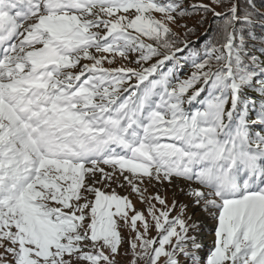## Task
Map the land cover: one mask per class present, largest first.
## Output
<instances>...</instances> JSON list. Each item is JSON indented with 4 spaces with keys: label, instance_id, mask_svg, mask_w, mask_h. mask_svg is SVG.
<instances>
[{
    "label": "snow or ice",
    "instance_id": "obj_1",
    "mask_svg": "<svg viewBox=\"0 0 264 264\" xmlns=\"http://www.w3.org/2000/svg\"><path fill=\"white\" fill-rule=\"evenodd\" d=\"M0 264H264V0H0Z\"/></svg>",
    "mask_w": 264,
    "mask_h": 264
},
{
    "label": "rangeland",
    "instance_id": "obj_2",
    "mask_svg": "<svg viewBox=\"0 0 264 264\" xmlns=\"http://www.w3.org/2000/svg\"><path fill=\"white\" fill-rule=\"evenodd\" d=\"M206 242L210 244L211 243V238L209 237Z\"/></svg>",
    "mask_w": 264,
    "mask_h": 264
},
{
    "label": "trees",
    "instance_id": "obj_3",
    "mask_svg": "<svg viewBox=\"0 0 264 264\" xmlns=\"http://www.w3.org/2000/svg\"><path fill=\"white\" fill-rule=\"evenodd\" d=\"M193 39H195V38H193Z\"/></svg>",
    "mask_w": 264,
    "mask_h": 264
}]
</instances>
